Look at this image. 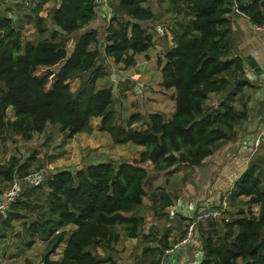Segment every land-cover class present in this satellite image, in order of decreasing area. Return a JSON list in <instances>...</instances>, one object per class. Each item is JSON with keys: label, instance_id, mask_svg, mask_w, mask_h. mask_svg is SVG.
<instances>
[{"label": "trees", "instance_id": "16d2710c", "mask_svg": "<svg viewBox=\"0 0 264 264\" xmlns=\"http://www.w3.org/2000/svg\"><path fill=\"white\" fill-rule=\"evenodd\" d=\"M3 1L0 136L16 135L28 141L34 132L42 133L48 125L56 124L58 131L70 138L90 130V119L99 117L101 129L113 144L132 142L144 149L132 162L100 160L74 170L63 167L46 172V162H39L37 169L47 175L29 186H20L5 215L0 213L2 226L20 220L21 242L29 245L36 235L46 241L39 264H117L115 257L104 255L117 252L115 244L121 235L134 238L142 234V217L130 213L141 205L145 194L148 172L141 164L150 161L157 172H169L175 165L198 166L221 142L235 137V126L246 117V108L236 110L227 98L245 81L237 74L240 59L227 57L230 14L236 9L252 23L262 24L264 0H169L174 11L182 10L183 19L172 23L173 44L158 63L159 84L163 90H173L174 110L168 118L159 110H137L122 120L113 108L112 84L97 88L95 81L104 74L100 58L101 62L110 58L126 68L135 64L137 54L151 47L152 34L146 25L155 15L144 5L146 0H106L111 16L104 43L99 45L98 30L91 27L80 33L69 48L56 37L88 25L96 15L98 0H59L47 15L54 28L48 30V37L35 42L23 38V25L7 12ZM40 10L41 3L35 4L32 13L34 27L42 35L47 27ZM41 66L54 78L48 89L49 75L36 72ZM74 77L85 80L72 91L68 80ZM232 80L236 88L227 93ZM212 95L214 100L209 101ZM9 107L13 119L7 117ZM134 123L143 128L133 127ZM35 158L30 154L20 161L11 156L1 163L0 184L9 186L16 177L25 179ZM187 177L185 173L182 180ZM149 191L165 190L155 187ZM153 193L149 198L154 212L165 213L172 200L163 199V207L155 208ZM214 207L221 214L198 223L202 251L198 264H264V171L255 161L231 186L225 208L220 203ZM29 214L32 217L27 220ZM68 225L75 229L65 240ZM142 239L154 241L150 231L142 234ZM64 241L61 258H50ZM176 242L164 241L152 248L147 244L136 263L148 260L149 264H158ZM98 248L105 254L101 255Z\"/></svg>", "mask_w": 264, "mask_h": 264}, {"label": "crops", "instance_id": "0c3cea01", "mask_svg": "<svg viewBox=\"0 0 264 264\" xmlns=\"http://www.w3.org/2000/svg\"><path fill=\"white\" fill-rule=\"evenodd\" d=\"M35 1L4 0L3 3L8 9L7 12L10 15L14 14V18L22 21L26 26V21L31 15L33 16L31 7L32 4L34 6ZM98 1L94 19L83 27L89 26L99 30V27L103 26L106 29L111 10L106 0ZM52 3L55 4L54 1ZM144 4L148 5L155 15L154 20L146 25L152 34V42H154L151 48L158 50L163 56L167 48L173 44L170 27L173 22L183 19L182 10L174 11L170 1L166 0H146ZM171 15L174 16L172 19ZM230 19L231 45L227 57L240 59L241 69L237 74L240 80L245 81V84L230 95L227 101L236 110L245 107L246 117L235 126V137L221 142L217 149L198 166L175 165L169 172H157L153 170L150 161L141 164L148 172L146 183L151 176V184L147 189L145 183L142 203L130 213L142 217L141 233L145 234L150 231L154 241H144L142 234L134 238L121 235L115 244L117 252L109 255L115 257L117 264H137L136 261L147 244L152 248L164 241L169 243L177 241L169 251L182 245L179 264H198L202 256L198 224L193 240L182 243L190 214L217 205L221 194L231 188L251 161H255L259 169L264 171V31L258 30L256 24L252 23L247 15L235 9L231 12ZM103 43L104 40L100 45ZM108 59L112 62L110 58ZM231 83H234L235 87L230 91L236 88L235 80ZM210 100H214V95ZM139 149L141 152L144 148L143 146L142 148L137 147V150ZM185 173L188 177L183 181ZM155 187H160L165 191H149ZM151 192H154L152 195L155 197L153 200L155 208L163 207V201L168 198L172 200V205L166 206L168 208L163 210L165 213L156 214L154 212L152 201L149 198ZM245 198L242 197L243 200ZM253 210L257 211L258 206L254 205ZM64 246L61 245L62 251ZM169 251L164 257V263ZM122 253L126 255L122 256ZM176 262V259H170V264H176ZM141 264H149V261Z\"/></svg>", "mask_w": 264, "mask_h": 264}, {"label": "rangeland", "instance_id": "374dc122", "mask_svg": "<svg viewBox=\"0 0 264 264\" xmlns=\"http://www.w3.org/2000/svg\"><path fill=\"white\" fill-rule=\"evenodd\" d=\"M40 1L41 0H36L34 6L35 4L41 3L39 15L44 17V25L47 27V31L42 35L38 34L34 27V16L31 15L30 19L26 21V26L22 21H18V23L23 25L22 33L25 40L35 42L39 38L48 37V30L51 29L49 27L51 26V22L47 15L49 14V9L53 5L52 2L54 1V3H57V0H48L50 1H46L48 3ZM4 5L3 3V7ZM34 6L32 4V10ZM107 16L109 17V15ZM173 17L174 16L171 15V19ZM89 28L91 27H82L70 35H60L56 37V40L65 41L67 48H69L72 46L76 37ZM98 34L99 41H101V39H103V34L106 35V29L100 26ZM152 44H154V42H152ZM92 47L91 45V48ZM145 55H148V58H146ZM162 57V54L158 50L155 51L150 47L146 53L136 55L135 64L126 68H124L122 64H115L112 60V62H110L109 60L103 59L101 62L100 58V65L102 64L104 74L96 79L95 86L98 88L112 84L114 96L113 108L118 119H125L131 112L137 110H141L144 113H147L149 110H162L164 114H166V118L171 115L174 110V102L171 98L173 90H163L159 84L161 65H159L158 59ZM36 72L38 75H49L45 87L47 89L50 88L54 81V78L50 76V70L41 66L38 67ZM84 80L85 79L81 77H74L68 80L70 89L72 91L79 89ZM210 99H212V96ZM7 117L13 119L10 107L7 109ZM89 123L90 130L75 133L70 138H65L64 134L58 131V125L56 124L48 125L42 133L34 132L32 138L28 141L16 135H6L4 138L0 136V164L8 161L11 156L17 157L20 161H23L28 155H35L36 158L30 165V175H27L25 179L15 178L20 188L21 185H31V182L38 181L41 177L46 176L47 171L51 172L57 168L69 167L74 170L77 167H82L90 162H97L100 160H126L132 162L138 159L140 149L137 150V147L142 148L141 145H136L132 142L113 144L109 134L101 129V119L99 117L91 118ZM133 127L143 128L140 123H134ZM39 162H46V172L37 169ZM147 169L152 170V168L148 167ZM28 179L30 181L27 182ZM150 179H152L151 176H149L146 183L147 189L151 184ZM9 187L10 186L6 184H0V195L2 196L4 190ZM31 217V214H29L27 220ZM118 227L120 228L119 225L117 228ZM0 230V264L40 263L46 246V241L44 239L36 235L29 245L21 242V238L18 235V233H22L20 232V220L12 221V224L5 228L2 226L0 219ZM73 230V225H68L65 228V240ZM2 232L4 236L1 235ZM65 243L66 241L62 242L56 252L50 255V258H61V245H65ZM98 252L101 255L105 254L100 248H98ZM125 255L126 253H122V256Z\"/></svg>", "mask_w": 264, "mask_h": 264}, {"label": "built area", "instance_id": "2783aa9c", "mask_svg": "<svg viewBox=\"0 0 264 264\" xmlns=\"http://www.w3.org/2000/svg\"><path fill=\"white\" fill-rule=\"evenodd\" d=\"M236 10V9H235ZM258 30L264 31V23L255 25ZM37 182V181H35ZM10 187L4 190L2 196L0 197V213L5 215V209L7 206L15 199L16 195L19 191V185L16 180H13L10 185ZM231 194V188H228L223 194L220 200H218V203H220V206L225 208V206L228 203V198ZM221 214L220 210H218L216 207L212 208H204L202 210L195 211L194 213H191L189 216V220L187 222L186 227V233L184 238L182 239V243H187L194 238V231L196 228V225L199 222H203L205 220L214 219L217 218ZM158 264H164V258L159 261Z\"/></svg>", "mask_w": 264, "mask_h": 264}, {"label": "water", "instance_id": "95a60500", "mask_svg": "<svg viewBox=\"0 0 264 264\" xmlns=\"http://www.w3.org/2000/svg\"><path fill=\"white\" fill-rule=\"evenodd\" d=\"M233 87H235V84H234V83H231V84L229 85V87L227 88L226 92H227V93L230 92V90H231ZM0 200H1V198H0ZM182 250H183L182 245H179V246H177L175 249H172L171 251H169V252H168V257H167V259L165 260V263H164V264H170V259H176V260H177L176 264H179V258H180V255H181V253H182ZM110 254H111L110 252H107V253L104 255V258L109 257ZM171 262H172V261H171Z\"/></svg>", "mask_w": 264, "mask_h": 264}]
</instances>
